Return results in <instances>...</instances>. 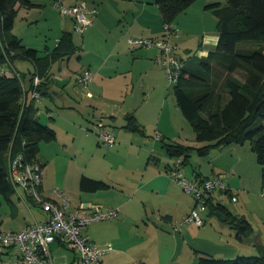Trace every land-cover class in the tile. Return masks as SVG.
Instances as JSON below:
<instances>
[{"label": "crops", "instance_id": "1", "mask_svg": "<svg viewBox=\"0 0 264 264\" xmlns=\"http://www.w3.org/2000/svg\"><path fill=\"white\" fill-rule=\"evenodd\" d=\"M49 1L51 2V0ZM212 1L224 2V0H194L185 10L180 12L172 22L173 27L179 31L178 38L174 39L178 41L176 52L179 57H182L185 54L183 51L187 52V50H191L189 42H192L195 38H197L195 54L204 56L209 51L215 49L218 40V32L215 29L216 18L213 12L205 7L207 3ZM30 2H32V5L28 6L16 2L15 8L17 13L20 10L25 9L26 14H28L35 4L42 6V8L45 7V4L41 3V1L30 0ZM85 4L87 8L92 11V24L94 23V19L100 20L105 16H99V11L97 16H93L94 11H96L93 0H91V7L88 6L87 0H85ZM24 16L25 15L22 17ZM110 19L112 22H117L116 25L118 27L115 38H112L115 40L112 52L104 57L98 55L97 58L94 57L88 59L87 65L84 66L82 64L81 66L83 69L89 68L92 72V80L89 83V87L91 88H88L89 94H84L83 97L93 99V103L87 102L92 106L90 108L87 107L88 104H82V112H87L92 116H95L96 114V122L94 123L90 121L88 129H84L83 127L82 129L87 132H89L88 130L90 129H96V136L103 131H113L112 125L116 123V120L118 119L116 103H113L114 101L112 97L107 99L103 86L106 79L111 80L118 77V75H126L129 78L126 76H123L122 78L126 84L130 83L133 85L135 78L142 81L141 86L139 87L142 97L135 105L129 104L124 108V113L122 114L123 123H120L121 128L124 131H129L124 127V115L132 112L137 123L144 127L145 135H147L146 129L151 128L152 131H155V135L159 136L160 139L184 145L188 143L190 144L189 146H193L192 151L195 150V147H199V144H206L207 141H194L193 139H187V137L181 139V132L178 131L173 124L177 120L181 121V117H184V115L177 105L174 94L172 99L168 102L167 95L162 93L164 90V66L156 59L157 49L155 47L131 48L128 43V38L130 36L160 37L163 34L164 22L157 4H155L153 0H119ZM72 20L73 18L71 21ZM121 21H123L122 27ZM61 27L62 31L58 37H56L54 46L58 42L62 32L69 31L64 19ZM15 34L18 37L21 36L17 33ZM20 38L24 45L37 49L39 55H44L50 52L54 47L45 43L42 48V41L40 43H29L24 37L21 36ZM101 43L107 44V40H103ZM78 58L81 60L80 56H78ZM58 60L59 59L51 63V66L48 69V76L42 78V81L45 83L43 90L46 95L38 100L45 97L51 99V101L55 103L54 96L56 93L62 95L61 91L63 94L65 93L64 96L62 95L64 98H66L65 95H67V97L76 100L73 96L76 89L71 85L72 82L75 84L76 82L70 76L71 73L60 71V67L57 73L52 71L53 64ZM68 63L70 62L68 61ZM2 66H8L14 70L25 73L34 70L32 61L26 58L15 59L12 62L7 61ZM28 80L29 76L26 75L25 82L23 83L24 88H26V82ZM152 80H155V82L151 83ZM57 86L62 90L58 91ZM134 86L135 85H133V87ZM25 94V92L22 94V102L26 97ZM123 104L126 105V99H124ZM78 105L80 106V104ZM46 108L49 112L47 114L49 121L46 124L55 130L53 124L50 123V120L53 119L51 118L50 109L48 107ZM74 110L73 114L75 118H73V120L77 121L78 112H81V110H77L76 112ZM76 121L73 123L69 121L67 122L75 127H80L76 124ZM162 121L163 124H166L168 127H161L160 122ZM84 136H89V134L85 132ZM185 141L187 142L184 143ZM159 142H161V140H159ZM237 144L238 143L212 145L206 154H202L203 156L210 155V166L200 163L198 159L196 160L198 161V167H191L189 174L186 170L183 171V169H186L187 165L180 168L183 172H186L189 177H196L197 174L200 176H209L218 172L223 173L226 183L231 188V192L237 196V191L240 190L239 188L246 187V184L243 181V170L240 163V148L236 146ZM138 149V155H141V153L143 154V152L145 153L142 155V162L128 166L119 163L117 167H113L114 171L119 175L114 185L106 182L107 184L103 188L93 191L82 190L79 186V180L82 176L80 175L77 180L79 191L77 201H73L71 198V200L67 199L58 189L60 194L66 198L70 207L71 203L74 204L72 206L73 208L78 207L84 202L98 205L103 204V207L114 205L120 206L118 216L113 220H106L110 221L105 222L108 225L96 224L94 227L88 228V226L91 225L88 224L84 228L85 233L89 236L91 241L101 244L108 242L112 244V251L110 250L102 254L99 261L95 264H109L113 259L121 256L120 252L126 257L123 259L124 261L122 264H197V251L224 257H233L242 252L237 244L231 242V239L229 240L230 234L228 233V236L224 237L223 234L217 235L213 232V228L201 227L202 225L198 226L192 222L182 223L183 217L189 212L195 202L193 196L184 192L175 179L167 173V166L171 159L165 151L166 158L161 160L158 156L153 155L152 153H149V155L146 156V150H142L141 147ZM150 152H153V150ZM198 154L201 155L200 153ZM10 157L11 156L8 153L7 164ZM36 157L42 163V168L44 169L49 159L45 157L40 159L38 153L36 154ZM87 176L91 177L92 175ZM13 186V193L15 192L18 200L24 205L28 204L29 206L30 204H33L38 207L42 215L39 219H35L34 222L41 221L44 218V213L40 206L27 196V193L21 186L15 184H13ZM42 189H44L43 186L41 187V190ZM111 191L113 198L107 196ZM13 193L9 196V199L2 198L3 200L1 199L0 206L2 201H5L9 206L10 215L14 217L19 212V209L16 202L12 199ZM215 193L217 194L215 195ZM218 195L219 193L217 191L212 193L214 199H217L216 196ZM238 199L239 197L235 201ZM105 202L110 205L105 204ZM235 211L237 212L238 210ZM125 223H128L126 229H138V236L141 243H143L144 240L147 241H145L146 243H143L142 248L137 252L139 254L137 255V259H133L132 256L128 254L132 248V244L128 233H125L122 228ZM220 223L226 227V224L222 222ZM25 224L30 223H24L22 226ZM22 226L10 229H2L0 227V229L10 231L20 229ZM229 229L230 230L228 231H231L233 228L229 227ZM252 235L253 233L240 238V240L248 239V244L254 245V242H250V237H252ZM148 236L151 238L150 241L146 239ZM235 237L238 238L236 234ZM58 249H61V252L69 250L67 248ZM162 252L166 253L164 259H162L160 255ZM9 253L10 251L6 250L2 255ZM147 258H151V263L148 262ZM72 259L73 258L70 259L68 264H70ZM2 262L3 260L0 264H2Z\"/></svg>", "mask_w": 264, "mask_h": 264}, {"label": "trees", "instance_id": "2", "mask_svg": "<svg viewBox=\"0 0 264 264\" xmlns=\"http://www.w3.org/2000/svg\"><path fill=\"white\" fill-rule=\"evenodd\" d=\"M193 1L153 0L164 23H172ZM16 2L32 5L30 0H0V65L26 58L32 61L34 70L25 73L13 69L17 73L10 74L0 71V203L2 198L9 199L14 191L8 177L7 154L13 156L21 152L25 160L31 162L37 159L39 142L55 136L52 127L39 121L36 102L46 95L42 78L48 76L51 63L77 47L70 31H63L56 45L44 55L24 45L13 32ZM205 7L216 18V47L204 56L193 53L185 59L180 57L183 63L172 91L182 114L193 126L196 139L207 141L194 148L198 153L206 154L212 145L251 141V148L262 167L264 195V0L212 1ZM250 43L260 46H244ZM236 71L244 75L243 80L234 75ZM26 75L29 80L24 88ZM36 75L40 82L33 85ZM33 88L38 92V99L30 96ZM24 92L26 97L22 102ZM124 119L125 128L145 135L144 127L137 123L132 112L125 114ZM160 140L170 159L181 156L182 165L188 162L193 146ZM106 184L86 175L79 180L80 189L87 191L103 188ZM205 206L206 215L233 228L238 238L252 234L250 222L230 211L212 194L207 197ZM260 247L256 255L233 257L195 251L197 264H264V246Z\"/></svg>", "mask_w": 264, "mask_h": 264}, {"label": "rangeland", "instance_id": "3", "mask_svg": "<svg viewBox=\"0 0 264 264\" xmlns=\"http://www.w3.org/2000/svg\"><path fill=\"white\" fill-rule=\"evenodd\" d=\"M34 1H41V3L45 4V7L42 8V6L35 4L28 14H26L25 9L20 10L14 20V32L24 37L29 43H40L42 41V48L45 43L53 47L56 37H58L62 31L61 24L64 19L69 31L72 33L73 42L77 46L74 51L69 54H64L63 58H60L53 64L52 71L54 73H57L60 67V71L70 72V76L73 78L74 72L83 69L81 66L82 64L84 66L87 65L88 59L94 57L97 58L98 55L104 57L112 52L113 43L115 42L112 38H115L118 27L116 25L117 22H112L110 17L119 0H93L96 7L93 16H97L98 11L100 12L99 16H105L100 20L94 19V23L86 27L82 33L75 29L74 22L73 20L71 21L72 18L69 15L63 14L59 11L54 5L53 0H51V2L49 0ZM69 1L70 0H65L63 2L64 5H67ZM87 2L88 6L91 7V0H87ZM23 15L25 16L22 17ZM122 23L123 21H121V27ZM178 36L179 31L177 29L176 36L173 37V40L175 38L177 39ZM103 40H107V44H102L101 42H103ZM174 42L177 43L178 41L174 40ZM196 44L197 38L193 39L192 42H189L191 50L188 52L183 51L185 53L184 55L182 54L184 59L187 58V56L196 53ZM244 46L255 47L260 45L258 43H250L249 45L247 44ZM196 55L201 56L200 54ZM78 56L81 57V60ZM68 61L70 63H68ZM234 75L238 76L240 80L244 79V75L240 71L234 72ZM123 76L126 75H118V77L111 80L106 79L103 86L107 99L112 97L114 101L113 103H116V112L118 114L116 123L112 125L113 131L111 132L115 137L112 145H105L104 143H101V140L98 141L100 136H96V129H90L88 130L89 132L84 130L88 129L90 121L94 123L96 122V114L95 116H92L87 112H82V104L93 103V99L83 97L84 94H86V91L80 84L77 85V83H71L76 89V92L73 93L76 100L67 97V95H65L66 98H64L63 96L65 93L63 94L61 91L63 96L60 93H56L54 96L55 103L52 102L51 99L45 97L36 102V114L39 116V121L43 125L49 121L47 117L49 112L46 108L48 107L50 109L51 118H53L51 119L49 117L51 119L50 123L53 124L56 131V137L54 136L47 140H41L38 144V157L40 159L44 157L49 159L47 165H45L43 169L41 187L43 186L44 189H49L50 191L53 188H57L67 199L71 198L73 201H77L79 192L77 180L80 175H92L91 178L95 177L94 179H99L114 185L119 175H117L113 167H117L119 163L128 166L142 162V155L145 153L143 152V154L141 153V155H138L139 147L144 151L146 150V156H148L149 153H152L153 155L158 156L161 160L166 158L161 146L162 143L159 142L160 138L155 135V131H152L151 128L146 129L147 135H141L134 131L127 132L121 128L120 123H123L122 114L124 113V108L129 104L135 105L142 97L141 90L139 89L142 81L135 78L133 81V85L135 86L133 87L132 84L125 83L124 79H122ZM126 77L129 78L128 76ZM163 78L164 90L162 93L167 95L169 102L173 97L172 82L169 80L165 68ZM154 82L155 80L151 81V83ZM89 85L88 88L90 89L91 87H89ZM57 88L58 91L62 90L59 86H57ZM223 98L226 100V92L223 93ZM124 99H126V105L123 104ZM78 104H80V106ZM87 107L90 108L92 106L88 104ZM73 110L75 112L81 110V112H78L77 121L73 120V118H75ZM67 121L72 123L76 121V124L80 127L70 125ZM173 124L176 126V129L181 132V139L187 137V139H193L194 141L197 140L195 130L187 119L181 117V121L177 120ZM160 126L166 127L167 125H164L162 121L160 122ZM82 127L84 129H82ZM85 132L89 134V136H84ZM186 142L187 141L184 143ZM201 144H199V146H201ZM186 145L190 144L186 143ZM236 146L240 148V163L243 170V181L245 182L246 187L239 188L240 190L237 191V198L239 197L237 201H232L228 193L218 192L219 195L216 197L219 201L225 204L230 211L235 212L239 216H243L250 222L253 228V235L250 237V242H254L255 244L249 245L248 239L240 240V238H236L234 229L228 231L230 230L228 225L225 227L216 217L208 216L205 213H203L205 223L201 227L213 228V232L217 235L223 234L224 237L228 236L227 233L230 234L229 240L231 239L230 241L237 244L239 249L242 250L238 255H256L261 249L260 246H264V195H262L261 184L262 167L258 163L256 155L251 148L250 140L247 139L242 143H238ZM148 150H153V152ZM188 158L189 160L185 164L187 165L186 169H183V171L186 170L188 174L191 167H198V161H196L198 159L200 163H203L204 165L210 166L209 162L211 163L210 155H199L197 150L192 151L191 149ZM185 165H181V167H184ZM186 172H184L185 175L189 176ZM44 189H42L44 195H51L49 190ZM108 194L109 195L107 196L109 198H113L112 191ZM216 194L217 193H215V195ZM12 199L18 205L19 212L16 216H11L9 206L5 201H2L0 206V227L2 229L18 228L24 223H33L35 219L37 220L41 217L42 213L38 207L33 204H30L29 206L28 204L24 205L17 199L15 192L12 195ZM105 204L109 203L105 202ZM73 205L74 204L71 203V208H73ZM100 205L103 207V204ZM235 210L238 211L236 212ZM105 222L110 221H94L90 223L91 225H89L88 228L94 227L96 224L106 225L107 223ZM127 224L128 223H125L122 228L125 233H128L132 244V248L128 254L131 255L133 259H137V255H139L137 252L142 248L143 243L146 240L141 243L138 236V229H126ZM146 239H148V241L151 240L149 236ZM51 247L56 259H60L63 264L69 263L73 255L71 251L66 250L61 252L62 250L58 249L55 244H52ZM120 254V257L113 259L109 264H122L124 261L123 259L126 257L125 255H122V252H120ZM160 255L162 259L166 257L165 252H162ZM15 259L16 252L13 250L9 254L2 255V264H15ZM147 259L148 262L151 263V258Z\"/></svg>", "mask_w": 264, "mask_h": 264}, {"label": "built area", "instance_id": "4", "mask_svg": "<svg viewBox=\"0 0 264 264\" xmlns=\"http://www.w3.org/2000/svg\"><path fill=\"white\" fill-rule=\"evenodd\" d=\"M65 0H53L54 5L63 14L73 18L74 27L82 33L86 27L92 24V11L85 4V0H70L64 5ZM163 34L160 37L130 36L128 43L131 47H155L157 49V61L160 62L167 72L172 84L176 81L182 60L178 56L177 43L173 37L176 30L172 23H164ZM0 71L8 74L15 73L12 68H2ZM17 73V72H16ZM73 78L89 94L88 85L92 80V72L89 68L74 72ZM40 82L36 75L33 85ZM30 96L38 99V92L33 88ZM98 141L105 145H112L115 137L111 131H103ZM160 138L159 136H157ZM182 157L171 158L167 166V173L180 185L181 189L193 196L195 202L189 212L185 214L182 223L192 222L198 226L205 223V202L213 192H228L230 199L235 201L236 194L231 192L226 183L223 173H214L209 176L189 177L181 170ZM43 176L42 163L35 159L26 161L20 152L8 159V177L10 181L21 186L27 196L40 206L44 212L41 221L25 224L18 230L0 229V263L4 251H15V264H63L56 259L52 252V244L57 248H67L73 253L70 264H95L102 254L112 249L108 243H96L91 241L84 228L91 222L98 220H113L117 217L120 207H102L90 202L81 203L78 207L71 208L68 201L62 196L57 188H53L51 195H44L41 190Z\"/></svg>", "mask_w": 264, "mask_h": 264}]
</instances>
